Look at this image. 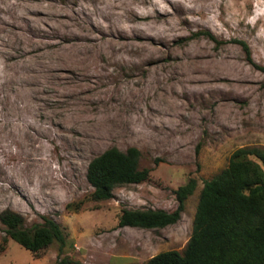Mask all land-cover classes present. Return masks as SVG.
I'll return each instance as SVG.
<instances>
[{
    "label": "rangeland",
    "instance_id": "obj_1",
    "mask_svg": "<svg viewBox=\"0 0 264 264\" xmlns=\"http://www.w3.org/2000/svg\"><path fill=\"white\" fill-rule=\"evenodd\" d=\"M0 6V43L19 39L11 49L0 45V215L14 211L27 226L50 218L67 233L61 256L57 243L33 253L0 222V264H146L161 252H183L205 181L236 150L264 149V0ZM36 10L52 26L38 38L39 50L26 51L19 28ZM67 48L78 63L93 66L44 79L42 68ZM132 147L150 179L94 200L90 162L111 148ZM190 179L198 187L177 224L119 227L125 209L175 211V192Z\"/></svg>",
    "mask_w": 264,
    "mask_h": 264
},
{
    "label": "trees",
    "instance_id": "obj_2",
    "mask_svg": "<svg viewBox=\"0 0 264 264\" xmlns=\"http://www.w3.org/2000/svg\"><path fill=\"white\" fill-rule=\"evenodd\" d=\"M241 44L250 58V47ZM261 69L264 71V67ZM141 157L140 150L132 147L126 152L111 148L94 158L87 170L94 200H110L116 188L148 181L152 171L140 169ZM197 187V180L190 179L176 190L178 207L173 212L125 209L119 227L153 230L177 224ZM0 222L8 237L33 253L55 243L60 256L65 251L67 233L53 219L44 218L43 223L27 226L24 217L6 210ZM146 264H264V149L236 150L229 165L205 181L185 250L161 252Z\"/></svg>",
    "mask_w": 264,
    "mask_h": 264
},
{
    "label": "bare ground",
    "instance_id": "obj_3",
    "mask_svg": "<svg viewBox=\"0 0 264 264\" xmlns=\"http://www.w3.org/2000/svg\"><path fill=\"white\" fill-rule=\"evenodd\" d=\"M1 11H4V9L0 6V14H1ZM48 17H49V15L45 11L36 10L34 12H31L29 14V16L24 20V25L19 28L25 35V41H24L23 47H22L24 50L30 51V48L32 50V47L39 50L42 47L41 45H39L40 39L42 38V36L47 34L45 29L52 26V23L50 22ZM35 30H37L36 34H35L37 43L34 42L33 37H32V32ZM38 38H40V39H38ZM14 41H19L17 35H14V38L10 42L0 43V45L7 46L11 49ZM75 59L80 60V58H78L77 56L72 55L71 49H69V48L65 49L60 54V59L55 64L45 65L42 68L44 71V75L46 74L44 79H46V80L51 79L53 76V73L57 70L67 71V72H79V71H83L87 68L89 69L91 66H93V63L91 60L89 61V64H83L81 62L78 63ZM57 78L61 79L62 77L60 75H57ZM62 79H65V78H62ZM24 83H26V82H24ZM30 83H31V81H30ZM15 130H16V128H15Z\"/></svg>",
    "mask_w": 264,
    "mask_h": 264
}]
</instances>
